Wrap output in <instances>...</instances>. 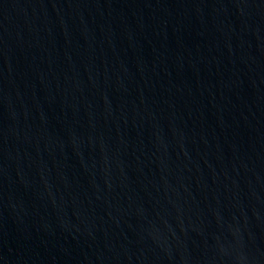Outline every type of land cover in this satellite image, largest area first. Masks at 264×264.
<instances>
[{"label":"water","instance_id":"obj_1","mask_svg":"<svg viewBox=\"0 0 264 264\" xmlns=\"http://www.w3.org/2000/svg\"><path fill=\"white\" fill-rule=\"evenodd\" d=\"M0 264H264V0H0Z\"/></svg>","mask_w":264,"mask_h":264}]
</instances>
